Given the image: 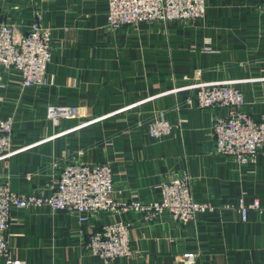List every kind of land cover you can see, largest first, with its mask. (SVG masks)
<instances>
[{
    "label": "crops",
    "instance_id": "1",
    "mask_svg": "<svg viewBox=\"0 0 264 264\" xmlns=\"http://www.w3.org/2000/svg\"><path fill=\"white\" fill-rule=\"evenodd\" d=\"M38 11L53 34L50 84L23 87L19 71L2 72L0 119L14 120V140L0 155V182L49 194L66 162H107L121 200H157L178 174L196 200L220 207L186 221L127 210L87 222L48 205L14 207L13 255L25 264H264V149L246 163L216 152L213 121L227 109L197 101L201 85L228 82L264 120V0H208L202 20L118 28L108 25V0H0V24L26 32ZM50 104L80 114L56 124ZM156 119L175 126L155 138ZM240 198L261 203L247 220ZM120 220L131 224L132 256L105 262L85 252L90 233Z\"/></svg>",
    "mask_w": 264,
    "mask_h": 264
},
{
    "label": "built area",
    "instance_id": "2",
    "mask_svg": "<svg viewBox=\"0 0 264 264\" xmlns=\"http://www.w3.org/2000/svg\"><path fill=\"white\" fill-rule=\"evenodd\" d=\"M207 6L208 0H108L107 19L113 28L124 25L138 27L154 21L194 22L205 17ZM18 29L15 23L0 24V72L16 69L21 74L23 87L48 86L53 34L43 24L42 12H36L26 32ZM197 101L203 108L218 106L227 109L226 114L215 116L213 121L216 152L241 163L256 160L264 149V120L254 118L244 109L247 101L242 90L228 82L201 85ZM189 102H192L191 98ZM78 114L79 109L75 105L50 104L48 107V117L56 124L61 119L76 118ZM162 121L153 120L148 126L149 133L155 138L170 133L175 126L168 120ZM141 124L137 122L138 126ZM13 140L14 120L10 117L0 119V155L11 152ZM159 188L161 198L157 200H121L115 196L111 164L84 161L63 164L60 178L49 194L21 193L13 190L8 182H0V257L4 264H25L13 255L8 236L14 207L48 205L53 210L75 214L81 222H87L100 212L113 214L127 210H139L147 219L167 211L173 218L186 221L194 219L202 211L220 207L211 201L196 200L186 175L173 174ZM260 205L258 198L252 202L240 198L237 208L242 218L247 220L249 211ZM130 227V222L125 220L103 224L85 239L86 252L105 262L131 256Z\"/></svg>",
    "mask_w": 264,
    "mask_h": 264
},
{
    "label": "rangeland",
    "instance_id": "3",
    "mask_svg": "<svg viewBox=\"0 0 264 264\" xmlns=\"http://www.w3.org/2000/svg\"><path fill=\"white\" fill-rule=\"evenodd\" d=\"M15 26H17L18 27V25L17 24H15ZM45 27H47V26H45ZM19 28V27H18ZM47 28H50V27H47ZM18 30H20V28L18 29ZM50 30H51V28H50ZM21 31V30H20ZM52 31V30H51ZM52 41H53V39H52ZM215 83H222V82H214L213 84H215ZM204 85H207V84H204ZM78 109H79V107H78ZM79 114H80V110H79ZM79 114H78V116H79ZM160 121H162L163 119H159ZM140 121V120H139ZM138 121V122H139ZM162 122H166V120H163ZM116 193V192H115ZM116 196V195H115ZM108 213H111L112 214V212H110V211H108ZM130 243H131V241H130ZM131 247H132V245H131ZM84 250H85V248H84ZM132 250H133V248H132ZM85 252H86V250H85ZM87 253V252H86ZM133 255V252H132V254H131V256ZM130 257V256H129Z\"/></svg>",
    "mask_w": 264,
    "mask_h": 264
},
{
    "label": "water",
    "instance_id": "4",
    "mask_svg": "<svg viewBox=\"0 0 264 264\" xmlns=\"http://www.w3.org/2000/svg\"><path fill=\"white\" fill-rule=\"evenodd\" d=\"M1 78H2V73L0 72V81H1Z\"/></svg>",
    "mask_w": 264,
    "mask_h": 264
},
{
    "label": "trees",
    "instance_id": "5",
    "mask_svg": "<svg viewBox=\"0 0 264 264\" xmlns=\"http://www.w3.org/2000/svg\"><path fill=\"white\" fill-rule=\"evenodd\" d=\"M245 99H246V98H245ZM148 131H149V130H148ZM160 198H161V197H160ZM160 198H159V199H160Z\"/></svg>",
    "mask_w": 264,
    "mask_h": 264
}]
</instances>
